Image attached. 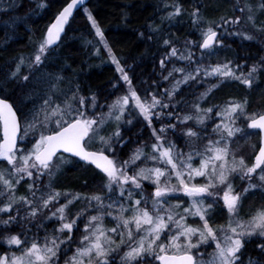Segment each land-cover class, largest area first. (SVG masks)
Here are the masks:
<instances>
[{
	"label": "snow or ice",
	"instance_id": "obj_1",
	"mask_svg": "<svg viewBox=\"0 0 264 264\" xmlns=\"http://www.w3.org/2000/svg\"><path fill=\"white\" fill-rule=\"evenodd\" d=\"M83 2L69 0L35 52L17 56L0 76V264H245L246 245L254 239L258 253L249 255L247 264H264V111L249 112L247 98L202 106L222 83L251 89L264 75V56L251 65L211 62L225 37L258 39L241 28L242 22L264 34V21L257 23L264 0L236 3L233 11L239 15L219 21H208L194 8L190 16L198 39L181 49L172 38H162L167 51L159 59L160 76L170 82L163 91L155 80L141 81L147 86L137 89L85 9L119 74L105 96L114 99L105 104L96 93L86 96L71 81L62 88L63 76L41 71ZM38 7L47 4L41 0ZM164 9L162 21L184 12L179 0L165 2ZM213 80L191 101L182 95L185 87ZM41 82L47 84L43 94L35 88ZM11 84L26 89L19 102L8 91ZM182 105L190 111L183 113ZM137 124V136L142 138L146 129L147 140L123 134ZM177 127L184 129L179 136L183 146L169 136ZM252 136L257 139L245 153L241 141ZM129 144L136 146L125 153ZM73 162L93 168L98 191L57 189L56 177ZM22 183L26 191L18 194ZM257 193L261 203L242 215L245 201ZM77 202L83 207L71 214ZM225 214L224 223H215ZM38 218L35 232L13 231L22 221ZM44 221L58 226L49 231Z\"/></svg>",
	"mask_w": 264,
	"mask_h": 264
},
{
	"label": "trees",
	"instance_id": "obj_2",
	"mask_svg": "<svg viewBox=\"0 0 264 264\" xmlns=\"http://www.w3.org/2000/svg\"><path fill=\"white\" fill-rule=\"evenodd\" d=\"M68 1L44 0L47 7L40 8L38 5L41 0H0V76L8 71L17 56H29L35 52L36 43L44 36L55 15ZM165 2L173 3L175 0H90L86 6L72 16L58 42V47H54L41 71L63 76L65 80L61 84L62 88H67L68 82L71 81V86L74 88L79 85L82 94L86 96L96 93L101 104H105V102L108 103L105 96L113 90L112 84L117 82L118 73L103 42L96 36L85 9L91 12L96 19L104 33V39L119 58L121 65L130 68V74L137 78L133 84L139 90L143 86L141 81L148 78L154 81L153 71L159 69V59L167 51L162 46V38H172L176 46L181 49L186 41L198 39V33L192 25L190 16L194 8L199 7L201 15L208 21H219L221 17L237 15V12L233 11L232 0H179L184 9L183 14L171 22L162 21V17L167 12L164 9ZM245 3L256 5L258 0L241 1L242 5ZM260 21H264V15L258 17L257 23ZM157 27L161 29L160 32L151 31L152 28ZM248 31L256 35L258 39L242 41L239 37L228 36L225 37L226 42L221 48V51L224 52V48L227 46V56L242 65H251L264 56V34L256 33L251 28H248ZM149 36H153V39H148ZM195 51L196 57L200 56V50L195 48ZM25 71L27 70L25 69ZM150 79L148 84H152ZM155 81H157L156 78ZM35 88L43 94L47 84L41 82L35 84ZM8 91L12 93V99L19 102L26 89L21 90L15 84H11L8 86ZM229 98L237 100L247 98L250 112L264 111V75L251 89L238 82L222 83L213 92L209 102L202 106L223 104ZM111 127L109 126V131ZM140 131L141 125L137 124L130 130L124 131L123 134L131 140L143 139L148 135V130L145 129L143 137H138L136 133ZM254 138L257 139L255 136ZM177 141L180 146H183L182 140ZM125 150L126 148L124 152ZM98 184V178L93 168L75 162L65 165L62 174H59L55 179L57 189L69 193H85L83 190L96 187ZM25 191L26 184L22 183L18 194H24ZM63 202L62 199L61 203ZM259 203H261L260 194L245 201L244 206L251 208ZM81 207H83L82 203L78 205L75 203L71 206L70 211L74 214V211ZM51 224L44 227L51 231L55 227ZM32 226V221H22L20 225L13 226V231L20 232L24 229H31L35 232L36 227L33 229ZM81 226L83 225L81 224ZM40 235L43 236L44 231L41 230ZM75 235L78 238L80 233ZM256 243L257 241L254 239L246 245L247 251L242 257L245 264H247L249 255L257 256Z\"/></svg>",
	"mask_w": 264,
	"mask_h": 264
},
{
	"label": "rangeland",
	"instance_id": "obj_3",
	"mask_svg": "<svg viewBox=\"0 0 264 264\" xmlns=\"http://www.w3.org/2000/svg\"><path fill=\"white\" fill-rule=\"evenodd\" d=\"M229 1V0H228ZM241 1L242 0H232V6H233V8H234V5L236 4V3H240L241 4ZM244 1V0H243ZM241 6H243L242 4H241ZM237 15H239V12H237ZM91 23V22H90ZM241 28L243 29V30H245V31H248V28H251V29H253L249 24H246V23H243L242 22V25H241ZM94 30V29H93ZM95 31V30H94ZM226 41H225V39H224V43H225ZM103 45H104V43H103ZM178 47V46H177ZM228 49V47L226 46L225 48H224V52L223 51H221V48L217 51V54L215 55V56H213V57H211V62H213V63H215V62H217V61H221V62H223V61H225V60H232L231 59V57L230 56H227V53H226V50ZM193 51L194 52H196L195 51V49H193ZM196 54V53H195ZM196 58H199V56L198 57H196ZM208 62V59L206 58L205 59V63H207ZM169 68L171 67V64H169V66H168ZM125 69L126 70H128L129 71V75L133 78V82H134V80L136 79L137 80V78H134L130 73H131V70H130V68H127V67H125ZM154 72V74H153V78H154V80H155V78L157 79V81H159V83H160V90L161 91H163V89L164 88H167V87H169V84H170V82L169 81H164L163 79H162V77L160 76V68L159 69H157V71L155 70V71H153ZM165 75L167 74L166 72L164 73ZM118 76H119V74H118ZM149 79L150 78H148L147 80H144V81H147V84H148V81H149ZM150 81H153L152 79H150ZM216 81H210V82H206V83H204L202 86H196V85H192L191 86V88H189V87H185L184 88V91H183V93H182V95L184 96V98L186 99V100H188V101H191V100H193L194 99V94L195 95H198L200 92H203L204 90H205V88H207L208 86H209V83H215ZM121 83V85H122V82H120ZM147 85L146 84H143V86H142V89L141 90H139L138 88V90L139 91H143V89H144V87H146ZM137 87V86H136ZM123 91V86L121 87V92ZM120 93L118 92L117 93V95H119ZM210 98H212V95H211V97ZM209 98V99H210ZM111 99H114V97H112V98H109L107 101H108V103H110L111 102ZM177 99H180V97L178 96L177 97ZM209 99H208V101L207 102H209ZM99 103H101L100 102V100H99ZM106 103V102H105ZM181 108H182V112L183 113H187V112H189L190 111V108L188 107V106H185V105H182L181 106ZM251 108V107H250ZM249 108V109H250ZM104 111H107V109L105 108V110ZM249 112H250V110H248ZM262 111V110H261ZM190 124H191V122H190ZM158 126V125H157ZM184 131V129L183 128H181V127H177V129H176V134L175 135H173V134H171V133H169V136H170V138H172V139H176V140H179V135L182 133ZM137 133H139V132H137ZM137 133H136V135H137ZM148 136H149V133H148V135L146 136V137H144L143 138V140H147L148 139ZM133 141H136V140H133ZM256 140H255V138H254V136H252L246 143L243 141L242 143H241V145H243L244 146V148H243V150H244V152L245 153H248V152H250V147H249V145H251L252 143H254ZM178 142V141H177ZM136 145L135 144H129L127 147H126V150H125V153H127L130 149H132V148H134ZM126 158V157H125ZM99 182V181H98ZM237 186H239V184H240V182L237 180ZM99 189H98V186H96V187H92V188H88V189H85V190H83V191H85V193H91V192H95V191H98ZM151 188L150 187H148L147 185H146V193H150L151 192ZM259 193H257L256 195H258ZM174 203L176 202V201H173ZM77 205L79 204V202L78 203H76ZM257 206V205H256ZM255 207V206H254ZM76 208H77V206H76ZM251 208H253V207H251ZM251 208H246L245 206H244V209H243V212H242V215H244V213H247L248 212V209L250 210ZM76 211H74V213H75ZM70 213L72 214V212L70 211ZM41 219L42 218H38L37 220H36V222H34V221H32L33 222V226L31 227V228H35L36 227V225H39L40 224V222H41ZM225 219H226V214L225 215H222L219 219L218 218H216V220H215V223H217V224H221V223H224L225 222ZM50 223H52V222H49V221H44V226H46V225H48L49 226V224ZM51 225H53V226H58V225H54L53 223L51 224ZM109 227L111 226V224H109L108 225ZM83 226H81V228H82ZM42 231H44L43 229H41Z\"/></svg>",
	"mask_w": 264,
	"mask_h": 264
},
{
	"label": "water",
	"instance_id": "obj_4",
	"mask_svg": "<svg viewBox=\"0 0 264 264\" xmlns=\"http://www.w3.org/2000/svg\"><path fill=\"white\" fill-rule=\"evenodd\" d=\"M90 0H84V2H83V4H79V5H77V8L76 9H74V11H73V15L78 11V10H81L84 6H86L87 4H88V2H89ZM69 2V1H68ZM72 15V16H73ZM72 17H70V19H71ZM70 19H69V21H70ZM53 21H54V19H53ZM52 21V22H53ZM51 22V23H52ZM69 23V22H68ZM67 26V25H66ZM65 26V27H66ZM63 34V33H62ZM62 34H61V36H62Z\"/></svg>",
	"mask_w": 264,
	"mask_h": 264
}]
</instances>
